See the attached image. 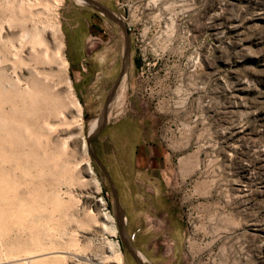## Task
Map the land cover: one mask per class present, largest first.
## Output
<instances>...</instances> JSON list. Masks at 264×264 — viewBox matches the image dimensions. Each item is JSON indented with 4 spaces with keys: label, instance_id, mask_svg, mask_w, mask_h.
Returning <instances> with one entry per match:
<instances>
[{
    "label": "rangeland",
    "instance_id": "1",
    "mask_svg": "<svg viewBox=\"0 0 264 264\" xmlns=\"http://www.w3.org/2000/svg\"><path fill=\"white\" fill-rule=\"evenodd\" d=\"M95 1L122 21L128 37L120 111L113 103V115L89 142L117 198L124 187L137 197L145 188L164 197L171 264H264V0ZM66 12L74 23L90 21L77 23L74 33L81 44L76 57L84 58L80 71L69 67L64 53ZM123 48L120 25L87 3L0 0V71L6 73L0 80L22 88L42 79L64 104L44 109L49 124L41 125V141L15 147V158L27 151L21 160L26 174L14 171L21 176L11 191L18 203L8 209L0 202V246L42 241L41 228L29 226L36 216L52 227L47 244L36 249L47 246L55 255L39 264H135L130 255L116 261L110 254V241L120 249L118 230L111 236L104 219L114 217L111 190L82 150L121 68ZM58 49L66 68L52 59ZM126 119L137 125V138L110 135L109 128ZM43 152L55 168L50 160L39 164L34 154Z\"/></svg>",
    "mask_w": 264,
    "mask_h": 264
},
{
    "label": "bare ground",
    "instance_id": "2",
    "mask_svg": "<svg viewBox=\"0 0 264 264\" xmlns=\"http://www.w3.org/2000/svg\"><path fill=\"white\" fill-rule=\"evenodd\" d=\"M76 1L81 2V3H84L85 2L84 0H76ZM97 8L103 14L104 13H108V14L110 13L112 15H115L113 12H111L109 9H107L104 6L103 7L97 6ZM42 38H40V39H42ZM35 39H34V41H35ZM40 39H39V41H40ZM41 43H43V42L41 41ZM58 48L60 49V47H58ZM59 49H58V51H56V53L54 52L55 55H53V58L52 57L51 58L54 59V60L56 59V61L58 62V65L60 67H62V69H63V68H66L67 62H66L65 58L62 57V54L61 55L59 54ZM44 50H43V52H44ZM48 56L50 57V55H48ZM44 57H45V55H43V58ZM44 59L47 60L46 57ZM49 61L52 62V60H50V59H49ZM47 62H48V60H47ZM1 71H3V70H1ZM1 71H0V76H3L4 74H6V73H3L4 71L1 73ZM15 74H13V75H15ZM34 74H35V72H34ZM16 76L18 77L19 75L16 74ZM6 77H8V76H6ZM29 77L30 76H28L26 79L28 80ZM32 77H33V75H32ZM35 77H36V75H35ZM125 79H126V67L124 66L123 70L118 75V77L116 79V83H115V85H116L115 87L118 86L119 87V91L108 102L107 112H106V119H108V117H110L111 115H113L112 112H111V110H109L110 109L109 107H111L113 103H116V106H117V110H116L115 113H118L120 111V108H121V105L122 104L119 101L121 100L122 95L124 94L123 91H124L125 84H126L125 83ZM27 80H25V81L27 82ZM14 81L16 82L18 80H14ZM19 81H20V79H19ZM21 81H23V80L21 79ZM8 83H9L8 85L10 87L12 86L13 88H9L8 86H5L6 84L5 83H2V80H0V202L2 201V203L4 204V207L7 206L6 208L10 207V205H14V204H17L18 203V202L16 203L15 195H12L11 194V191L16 186V183L17 182H20V181H18V178L21 177L20 175H19L18 178L15 177L16 174H14V171L17 170V169H20L22 171L21 172L22 173L21 174L22 176L24 174H26L23 171L24 166H26V165L23 164L24 162L21 161L23 159V157L27 154L26 153L27 151L25 150L26 149L25 146L28 144V142H30L31 139H35V141H37V142L41 141L40 139L42 137V132H43V129H41V127H42L41 125H43V127H44L45 126L44 123H47L48 122V124H49V121H47V119L44 118L43 112L48 107H50V106H52L51 107L52 109H55L56 110V108L61 107L62 105H64L61 102V99L59 97L60 95H58V93L51 92L50 89H49L50 87L47 86V84L45 85L43 83V80L42 79L41 80H38V79L32 80L31 79L30 80V83H31L30 86H28V87L25 86V87H22V88L15 87L18 82L15 84V86H13L14 83L12 81H10V80H9ZM23 83H24V81H23ZM25 85H27V84L25 83ZM54 94H56L55 96H57V97H53L52 95H54ZM72 98H73V96H72ZM72 100H71V102H72V104H74L73 109L76 111V113L78 115H80V113H81V111H80V104L75 99H74V101H72ZM114 106H115V104H114ZM62 110L63 109H61V110L59 109V111H60L59 113H62L63 112ZM48 111H50V110H48ZM52 114H53V112H52ZM57 114H58V112H57ZM31 118H34V120H30ZM97 122H98V120H97ZM94 130H95V128H93L92 130H90L89 133H91ZM40 134H41V136H39ZM35 141H34V144H37L38 147L42 143L41 142L40 145H38L39 143H37V142L35 143ZM31 144L32 143H30V145ZM20 145L21 146H24L25 145L24 146L25 149H24V147H21V148H23L26 152H23V153L22 152H19V154H22L24 156L23 157H20V158H18L16 156V158H15L14 155H17V154H15V153H17V151H15V147L20 146ZM82 150L86 153L87 144L84 141L82 142ZM35 153H36V151H35ZM43 153L45 154V152H43ZM44 154H42L43 156H40L39 154H34V157L36 159H39V164L41 162L40 165H42V161H45V164H46V161L49 162V160L53 163V161H52L53 158L52 157H50V158L49 157H46L47 155L46 154L44 155ZM36 165L39 167L38 164H36ZM53 165H54V168H55V164L54 163H53ZM54 168L53 169L51 168V169L54 170ZM90 169H91V167H88L87 169L85 168V172L88 173V174H91V170ZM50 172H51V170H50ZM51 173H53V172H51ZM23 200H21V202ZM12 209L14 210L15 208H12ZM47 217H48V215H47ZM68 217H70V216H68ZM13 218H14V215H13ZM51 218L52 217L49 215L48 219H51ZM3 219H5V218H3ZM104 219H105V221L109 222V227H108L109 229L108 230H109L110 235L111 236L115 235L114 233H115V231H117V229L115 228V224H114V221H116L115 217H113L112 215H105V218ZM40 220H38V218L35 216L31 220H29L30 221L29 226H30L31 223L37 224V226H39L41 228V232H42V234H44V236L45 235H49V232L52 229V227L48 226V224L46 223V221H40ZM26 224H27V222H26ZM22 227H23V225H22ZM57 227H58V225H57ZM35 229L38 231L37 227L34 228V230ZM18 230H19V228H18ZM29 230H32V229L29 228ZM29 230H28V227H27V232ZM8 231H6V232L8 233ZM10 231H11V228H10ZM21 232H23V230H21ZM35 234H37V233H35ZM53 234H54V232H53ZM17 235H18V233H17ZM51 235L49 237H51ZM44 236L42 238L43 239L42 241H39V239H38V241H36V242L33 241V242L34 243H37V245L38 244L41 245V244H45V243L47 244V242L44 241L45 240ZM17 237L20 238V235H18ZM52 238H53V236H52ZM56 238H58V236H56ZM8 240H9V238H8ZM12 240H14V239H12ZM33 240H34V238H33ZM59 240H60V238H59ZM19 241L18 242L14 241V243L13 242H10V243L7 242V245L5 244L6 247L5 246H0V259H3L4 258V259L7 260V262L9 261L10 264L11 263L12 264H29V263L32 264V263H38L46 255L47 256L49 255V257H52L53 256V254H52L53 251L47 250V246H46V250H44V249H36V246L37 245H34L32 243H28V242H25V241H20V242ZM30 241H32V240H30ZM50 241H53V240H50ZM109 247H110L109 249H110L111 256L116 261H120L121 260V254L122 253L120 254V251H119L120 249L118 248V243L115 242L114 240H112V241H110ZM51 254H52V256H50ZM135 254H136V252H135ZM136 256L138 258V255L137 254H136ZM53 257H55V255Z\"/></svg>",
    "mask_w": 264,
    "mask_h": 264
},
{
    "label": "flooded vegetation",
    "instance_id": "3",
    "mask_svg": "<svg viewBox=\"0 0 264 264\" xmlns=\"http://www.w3.org/2000/svg\"><path fill=\"white\" fill-rule=\"evenodd\" d=\"M119 74L120 69L112 83ZM124 188L118 195L121 255L129 256L127 246L131 245L141 264H171V226L164 197L154 193L151 188H145L141 198L133 195L129 188L127 191Z\"/></svg>",
    "mask_w": 264,
    "mask_h": 264
},
{
    "label": "water",
    "instance_id": "4",
    "mask_svg": "<svg viewBox=\"0 0 264 264\" xmlns=\"http://www.w3.org/2000/svg\"><path fill=\"white\" fill-rule=\"evenodd\" d=\"M84 1H85L84 3H87L88 5L96 8V9H98L97 6L103 7L102 4H100L99 2H97L95 0H84ZM104 15L107 16L108 18L112 19L113 21H116L120 25V27L124 33V49H123V54H122L123 58H122L121 68H120V73H121V71L123 70L124 66H126V63L128 61V37H127L126 32L124 30V25H123L122 21L116 15H112L110 13L109 14L104 13ZM115 83H116V80H114V82L111 84L109 91L106 94V97H105L104 102H103L102 110H101L100 115L98 117L97 127L95 128L94 131H92L91 133L88 134V138L86 139V144H87V149H88L90 156L93 158V160L99 166V168L101 169L102 173L104 174V176H105V178L109 184V188H110L111 194H112L113 207H114V217L116 219L117 230H119V227L121 225V220H120V210H119L118 198L116 196V190L114 188V185L110 179L108 172L106 171V169L104 168V166L102 165V163L100 162L98 157L94 154V152L89 147L90 139L95 137L101 131V129L103 128V126L105 124L107 106H108V102L111 98V95L113 94L114 88L116 86ZM127 249H128L129 255L131 256L133 261L136 264H141L139 261V258H137V256H136L132 246L128 245Z\"/></svg>",
    "mask_w": 264,
    "mask_h": 264
},
{
    "label": "crops",
    "instance_id": "5",
    "mask_svg": "<svg viewBox=\"0 0 264 264\" xmlns=\"http://www.w3.org/2000/svg\"><path fill=\"white\" fill-rule=\"evenodd\" d=\"M64 22V53L68 62V65L71 69L76 71H80L82 69V63L84 58L76 57L81 47H79L80 42L76 41V37L74 35L75 29H77L79 21L74 23L72 21L71 14L66 12L65 16H63ZM75 24V25H74ZM82 25H90L89 18L81 19L80 23ZM92 25V24H91ZM81 46V44H80ZM139 129L137 125L129 119L124 120L119 127H110L109 133L115 138H124V139H132L137 138ZM119 195V193H118Z\"/></svg>",
    "mask_w": 264,
    "mask_h": 264
}]
</instances>
